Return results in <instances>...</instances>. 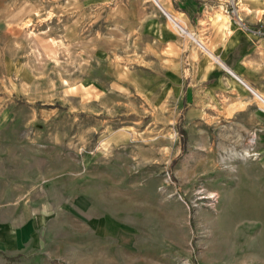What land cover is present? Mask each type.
Listing matches in <instances>:
<instances>
[{
  "label": "rangeland",
  "instance_id": "1",
  "mask_svg": "<svg viewBox=\"0 0 264 264\" xmlns=\"http://www.w3.org/2000/svg\"><path fill=\"white\" fill-rule=\"evenodd\" d=\"M144 7L0 0V264H264L260 135L136 95Z\"/></svg>",
  "mask_w": 264,
  "mask_h": 264
},
{
  "label": "crops",
  "instance_id": "2",
  "mask_svg": "<svg viewBox=\"0 0 264 264\" xmlns=\"http://www.w3.org/2000/svg\"><path fill=\"white\" fill-rule=\"evenodd\" d=\"M148 2L133 27L138 44L148 42L146 51L141 47L146 58L140 59L148 77L131 81L136 95L158 97L174 111L185 109L218 126L222 121L236 133L260 135L264 145V110L249 92L264 97V42L241 27L264 24V0H233V5L229 0H159L163 12L203 50ZM11 206L16 205L0 204V209ZM3 224L0 252H11L21 245V231L7 218Z\"/></svg>",
  "mask_w": 264,
  "mask_h": 264
},
{
  "label": "built area",
  "instance_id": "3",
  "mask_svg": "<svg viewBox=\"0 0 264 264\" xmlns=\"http://www.w3.org/2000/svg\"><path fill=\"white\" fill-rule=\"evenodd\" d=\"M151 2L159 10V12L164 16V18L171 23L172 27L175 29V31L180 36L191 39L194 42V44L196 45V47L203 50V47L198 42H196V40L186 31V29L184 27H182L178 22L174 21L173 18H171L169 15H167L166 13L163 12V10L161 9V7L159 6V3H158L159 0H151ZM229 4L233 5V0H229ZM231 12L233 13L234 10L232 9ZM241 27L245 31L250 33L251 35L255 36L257 39L260 38L264 42V24L260 23V21H259L258 26L256 28H249L242 23H241ZM249 92L253 96V98H255V100L258 102L260 107H262V109L264 110V97H262L258 94H255L252 91H249Z\"/></svg>",
  "mask_w": 264,
  "mask_h": 264
},
{
  "label": "bare ground",
  "instance_id": "4",
  "mask_svg": "<svg viewBox=\"0 0 264 264\" xmlns=\"http://www.w3.org/2000/svg\"><path fill=\"white\" fill-rule=\"evenodd\" d=\"M186 31H187V29H186ZM188 32V31H187Z\"/></svg>",
  "mask_w": 264,
  "mask_h": 264
}]
</instances>
